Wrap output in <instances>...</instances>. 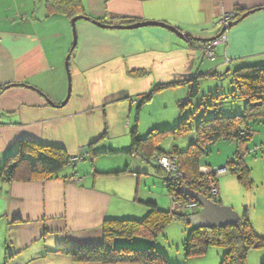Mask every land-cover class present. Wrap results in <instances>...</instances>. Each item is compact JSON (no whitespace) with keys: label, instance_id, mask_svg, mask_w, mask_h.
I'll list each match as a JSON object with an SVG mask.
<instances>
[{"label":"crops","instance_id":"1","mask_svg":"<svg viewBox=\"0 0 264 264\" xmlns=\"http://www.w3.org/2000/svg\"><path fill=\"white\" fill-rule=\"evenodd\" d=\"M79 1L85 16L103 24L159 22L190 40L159 27L100 28L80 19L70 52L73 30L67 13H50L47 0H0V166L22 141L57 146L70 157H93L80 161H89L90 169L58 178L0 180V264H83L57 250L101 245L105 220L140 219L147 214V201L166 210L161 202L168 195L155 170L136 155L109 151L130 146L131 101L159 84L183 82L171 88L188 90L185 82L194 76L199 89L214 84L218 92V81L200 85L201 80L216 81L241 66L264 64V0ZM234 10L254 12L227 30V44L218 45L214 60L204 59L202 47L189 42L218 37L219 15ZM68 54L72 84L63 104ZM140 110L135 109L133 128L142 138ZM186 115L181 111L170 122L176 125ZM137 241L128 243L148 245ZM156 246L160 249L157 241Z\"/></svg>","mask_w":264,"mask_h":264},{"label":"trees","instance_id":"2","mask_svg":"<svg viewBox=\"0 0 264 264\" xmlns=\"http://www.w3.org/2000/svg\"><path fill=\"white\" fill-rule=\"evenodd\" d=\"M47 3L50 13L55 10L67 13L72 19L82 15L81 19H86L91 23L97 21L81 12L79 0H47ZM79 11L81 14H79ZM233 13L234 22L247 12L243 13V10H234ZM100 23L103 24L102 22ZM131 23L128 22V24ZM128 24L120 23L118 25ZM199 42L201 41H191L189 45L204 49L208 43L201 42V44ZM197 77L194 76L185 82L188 88V97H195L199 91ZM182 83L172 82L156 85L149 92L138 96L136 100H132L131 103L136 105V110L139 111L143 105L152 100L157 92ZM231 84L232 91L227 92L228 95L220 91H218L220 94L216 92L218 94L217 100L221 96H228L232 100H240L238 104H229L228 109L231 112L229 115L218 116L220 115L219 112L222 114V109L225 106H222V108L220 106L221 109L219 111L214 104H211L209 107L212 109L208 111V115L205 112V115L197 119V124L194 126L192 121L196 118L189 114L180 119L173 128L151 129L142 138L137 136L136 129L133 128L130 133V146L128 149L124 151L109 150L110 153H123L127 156L136 155L142 162L150 165L155 170V173L162 178L171 205L174 202L173 199L175 202L185 204L193 201L180 193L182 185L192 191L203 194L213 203L221 205L220 194L217 198L208 195L209 180H212L211 182H214L218 187L219 177L214 175L216 169L210 168V176L205 178L204 181L200 174V160L219 141L234 142L237 146L245 145L253 134V124L264 121V64L241 66L235 69L232 72ZM187 103L188 101L185 99L179 106H184ZM238 106H241V108ZM192 130L195 136L190 139V143L185 149L181 150L176 146H170L166 150L161 146L163 142L170 139L174 140L181 134ZM160 156H174L176 165L183 175L181 179L172 180L164 170L158 167L153 159ZM76 157H80L81 161L87 159L92 161L93 159L88 153ZM71 158L60 147L22 141L18 144L17 150L10 154L0 166V180L29 182L58 178L68 166L74 167L77 164L71 163ZM232 163V160L229 161V164ZM238 169H240L242 175L247 171L242 167H238ZM114 174L119 173L116 172ZM144 205L147 208V214L143 219L105 220L102 225L103 242L101 245L68 246L57 250V252L68 255L74 263L83 264H171L156 246V240L162 235L170 222L174 220L187 221L190 215L177 213L178 211H173L171 208L168 211L162 210L153 201H147ZM245 216L244 212L238 224L225 228L200 229L193 227L183 242L184 258L202 256L207 253L211 246L217 245L224 249L220 264H247L248 251L252 248L263 247L264 238L253 230ZM133 240L148 241V245H130L129 243ZM116 241L129 243L116 245Z\"/></svg>","mask_w":264,"mask_h":264},{"label":"rangeland","instance_id":"3","mask_svg":"<svg viewBox=\"0 0 264 264\" xmlns=\"http://www.w3.org/2000/svg\"><path fill=\"white\" fill-rule=\"evenodd\" d=\"M66 78L68 88V76ZM201 81L200 85L205 82L210 83L218 81V84L215 85L219 87L218 91L221 93L232 91V74L230 73L224 74L216 81ZM182 92L186 93L187 96L184 99H186L188 103L180 107L179 104L183 101L180 100L183 95ZM217 98L218 94L214 89V84L202 85L197 95L193 98L188 97V90L186 89L184 91L181 87L164 89L157 92L150 102L141 107L138 116V124L140 129L145 130V132H143L145 136L151 129H166L165 127L173 128L175 124L174 122H170V120L172 121V117L174 118L181 110L199 119L205 115V112H207L208 115V111L212 109L209 106L214 104L219 111L222 106H225L222 109V114L219 112L220 115H218L224 116L231 113L228 109L229 104H238V102H240V100L229 99L228 96H221L218 100ZM135 109L136 105H134V110L130 117L132 129L135 123ZM252 128L253 134L245 145L237 146L234 142L219 141L211 147V151L207 155L201 158L200 165L211 169L227 168L228 173L218 178L221 206L231 208L238 213L240 217H243L245 212V217L251 224L253 230L264 238V121L253 124ZM194 136L193 130L187 131V133L181 134L174 140L163 142L161 146L164 149H168L167 146L170 144L171 147L176 146L183 150L189 145L190 139ZM231 160L233 163L229 164ZM84 166L90 169V162H79L75 167L68 166L63 172L68 174L72 173V171L78 172L81 171L82 167L85 168ZM238 167L245 168L247 171L242 175ZM150 171H152V169H150ZM241 177L242 179H240ZM148 184L151 187L153 186L151 185L152 183ZM161 203V206L167 211L170 210V199H168L166 195ZM177 213L184 215L195 214L191 210L183 209L179 210ZM140 219H143V217ZM192 228L193 226L187 221L174 220L170 222L164 229L162 235L156 240L160 247L159 250L162 252L164 250L168 253L169 260L172 264H220L224 249L217 245L211 246L207 253L202 256H195L191 259L183 258V241ZM115 244L118 245L121 243L116 241ZM246 260L247 264H264V245L261 248L250 249L247 253Z\"/></svg>","mask_w":264,"mask_h":264},{"label":"water","instance_id":"4","mask_svg":"<svg viewBox=\"0 0 264 264\" xmlns=\"http://www.w3.org/2000/svg\"><path fill=\"white\" fill-rule=\"evenodd\" d=\"M253 12L254 11H249L246 14H244L240 19L234 22H229L225 27L222 28L219 36L224 32H226L228 29H230L232 26L236 25L241 19H243L244 17H246L247 15ZM80 19L81 17H75L71 20V26L73 30V43L70 52L74 49L76 45L77 36H76L75 24ZM92 23L100 28H113V29H126V30L139 29L145 27H159L170 31L182 41L190 40L188 34L182 33L178 31L176 28H173L171 26H168L167 24L159 23V22H139L128 25H108V24H101L100 22L97 21H93ZM212 40H214V38L204 39L200 41L203 43H207ZM69 58H70V54L67 55L64 63L65 70L68 76V90H67L66 99L63 104L67 103L71 93ZM9 87L11 86H6L5 89H8ZM26 87L32 89L31 87L28 86ZM47 102L50 103L49 101ZM180 193L192 199L200 206V211L197 214L190 215L187 219V222L195 228H200V229L225 228L227 226L236 225L240 222V216L231 208L215 204L203 194L192 191L189 188H187L185 185L181 186Z\"/></svg>","mask_w":264,"mask_h":264},{"label":"built area","instance_id":"5","mask_svg":"<svg viewBox=\"0 0 264 264\" xmlns=\"http://www.w3.org/2000/svg\"><path fill=\"white\" fill-rule=\"evenodd\" d=\"M233 20H234L233 12H228V13L224 12L221 15H219L218 20H217V25L223 28L229 22H233ZM220 44H227V33L226 32L218 36L215 40H212L206 44L205 48L202 51L203 58L206 60H214L216 48ZM153 160L158 165L159 168H161L168 174V176L172 180H177V179L182 178L183 175L181 174L178 166L176 165V159L174 158V156L172 157L160 156V157H155ZM79 161H81V158L76 157V156L72 157L70 160L71 163H78ZM210 171L211 169L208 167H202V166L200 167V174L202 175L204 181H205V178H208L210 176ZM227 173L228 171L226 168H220V169L215 170L214 175L215 177H220ZM211 181L212 180H209V183H208V195L213 198H217L219 196L218 187L214 182H211ZM173 201L174 202H172V205H171V210L173 211H179L182 209L191 210L195 214H197L200 211V206L194 201L186 203V204L175 202L174 199Z\"/></svg>","mask_w":264,"mask_h":264}]
</instances>
